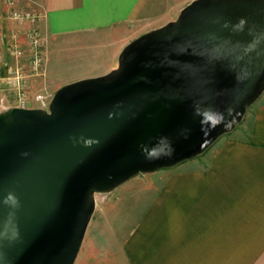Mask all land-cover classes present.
<instances>
[{
	"label": "water",
	"instance_id": "95a60500",
	"mask_svg": "<svg viewBox=\"0 0 264 264\" xmlns=\"http://www.w3.org/2000/svg\"><path fill=\"white\" fill-rule=\"evenodd\" d=\"M258 36L264 0H194L131 41L116 69L59 89L49 109L0 112V264H75L97 194L194 159L232 132L264 93ZM204 106L232 108L231 127L201 131L194 112ZM159 137L173 154L146 159L142 146ZM9 192L18 208L3 203Z\"/></svg>",
	"mask_w": 264,
	"mask_h": 264
},
{
	"label": "crops",
	"instance_id": "0c3cea01",
	"mask_svg": "<svg viewBox=\"0 0 264 264\" xmlns=\"http://www.w3.org/2000/svg\"><path fill=\"white\" fill-rule=\"evenodd\" d=\"M11 1L0 0L3 66L12 63V34L26 48L30 28L9 18L12 7L42 15L46 46L59 36L102 42L119 48L117 62L124 43L177 19L194 0ZM98 195L79 264H264V93L205 153Z\"/></svg>",
	"mask_w": 264,
	"mask_h": 264
},
{
	"label": "built area",
	"instance_id": "2783aa9c",
	"mask_svg": "<svg viewBox=\"0 0 264 264\" xmlns=\"http://www.w3.org/2000/svg\"><path fill=\"white\" fill-rule=\"evenodd\" d=\"M9 3L14 5L11 0ZM9 18L18 24L29 21L30 28L25 34L26 48L21 45L19 32L10 37V65L3 66L0 56V112L14 107L49 109L52 96L43 90L33 93L35 81L45 76L47 61L46 37L38 27L42 15L32 10L12 7Z\"/></svg>",
	"mask_w": 264,
	"mask_h": 264
},
{
	"label": "rangeland",
	"instance_id": "374dc122",
	"mask_svg": "<svg viewBox=\"0 0 264 264\" xmlns=\"http://www.w3.org/2000/svg\"><path fill=\"white\" fill-rule=\"evenodd\" d=\"M128 44L124 43L121 49L123 50ZM104 45L102 42H88V40L66 42L65 36L52 39L46 46L45 77L39 78L42 86H38V91L47 92L53 99L59 89L70 83L99 77L116 69L118 60L113 62L111 55L119 48L110 44ZM86 246L87 242L83 247L84 250ZM77 262L76 264H79L80 261Z\"/></svg>",
	"mask_w": 264,
	"mask_h": 264
},
{
	"label": "clouds",
	"instance_id": "9594fccd",
	"mask_svg": "<svg viewBox=\"0 0 264 264\" xmlns=\"http://www.w3.org/2000/svg\"><path fill=\"white\" fill-rule=\"evenodd\" d=\"M246 24V19L241 18L232 27L234 31H242L245 28ZM225 27H228V23L225 24ZM256 39L257 41H259L260 39H264V36H258ZM226 111L227 115L224 111H220L211 106H204L195 107L194 114L200 117L199 122L201 131L207 134L208 132H210V130L215 129L221 124H223L226 128L231 127L233 120H229L228 116H231L234 110L232 108H228ZM84 142L87 145H91L93 143V141L91 140H85ZM142 152L145 154L146 159L155 160L165 156L170 157L173 154L174 149L172 148L171 143L168 141L167 137H159L155 144L142 146ZM3 203L9 205L12 208H18L20 206L19 199L14 192H9L4 197Z\"/></svg>",
	"mask_w": 264,
	"mask_h": 264
}]
</instances>
